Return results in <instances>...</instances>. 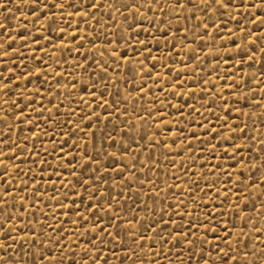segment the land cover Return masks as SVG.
Returning a JSON list of instances; mask_svg holds the SVG:
<instances>
[{
    "label": "rangeland",
    "instance_id": "374dc122",
    "mask_svg": "<svg viewBox=\"0 0 264 264\" xmlns=\"http://www.w3.org/2000/svg\"><path fill=\"white\" fill-rule=\"evenodd\" d=\"M55 2L63 3L64 9L63 12L55 10L53 17L51 3L45 9L40 0H36L34 4L32 0L27 3L25 0H0V4L4 5L0 8V23L7 28V32L0 29V44L4 45L0 49L3 54L0 55V73L7 78L4 83L11 88L10 92L8 89L4 90L7 95L0 92V103L7 101L0 108V117H6V122H0V150L4 153L8 169L5 178L11 182V190L5 191L9 186L0 181V195L4 196L6 209L3 219L11 212L16 219L9 221V224L17 230L31 219L36 232L40 233L43 231L42 225L55 226L59 218L61 227L64 228V232L60 233L62 242L69 246L65 249L67 258L64 259V264H85V249L95 257L97 249L88 241L95 237L96 232H85V227L96 228L98 231L95 221L77 227L81 223L77 211H82L91 220L88 207L98 204L91 195L95 186L85 191L87 185L82 186L77 182V177L90 181L94 174L92 169L95 165L87 170L82 167L85 157L81 154V149L87 147L93 156L99 152L105 157L101 163L111 172L100 192H108L111 184L117 196L112 205L105 200L104 207L99 209L98 214L105 217L103 223L108 222L105 208L115 210L119 207L121 216H130L135 204L140 207L147 205L152 209H134L142 221H147L145 227L152 223V218L160 219L157 209H166L171 215L174 211L173 204L180 214L188 213L182 221L185 225L194 218L197 223L206 221L208 212L223 213L219 222L214 217L213 223L208 226L217 230L220 237H223L226 226L233 234L229 237L232 247H240L242 252L249 254L256 250L259 255V251L264 249V235L256 231L257 226L264 231V199L261 195L264 193V7L254 5L264 4V0H235V5L224 11L223 15L220 11H215V4L208 11H203L199 0L186 5V11L184 8H177L174 0H161L164 11H160V5L154 0L151 3L149 0H138L141 15L135 20L126 9L121 8V11L129 15L127 21L114 7L127 0H101L103 7L99 11L91 7L92 0ZM150 7L155 11L149 12ZM236 7L241 11H235ZM77 12L84 15H78ZM165 12L168 13L167 16ZM110 14L114 19L109 18ZM254 18L255 23L252 22ZM53 19L55 23L52 22ZM153 20L156 22L155 27ZM162 20L169 23L162 24ZM133 23H136V29L129 28ZM203 25L208 26L207 31ZM169 27L172 34L168 37L156 31L157 28L167 31ZM140 28L145 31L139 34V39L150 42L151 49L150 53L143 51L142 55L143 45L135 47L137 40L132 39L133 31ZM148 30H151V35ZM117 34L131 39L134 47L129 48L126 42L118 40ZM107 40H112V43L107 44ZM233 40L237 43L234 44ZM9 44L12 45L11 48L8 47ZM105 47L109 51L118 48L121 53L126 50L133 72L140 74L133 76L129 73L127 61L123 67L114 63L108 52H104L101 59L100 52ZM85 56L88 57L87 60ZM134 56L136 58L133 59ZM93 57L101 63L108 60L116 68L113 72L112 67H109L108 75L116 81L119 88L113 87L109 82L105 89L101 83V90L108 93L104 99L111 103L115 96L119 107V111L110 116L111 122L103 119L106 114L103 108L88 107L80 100L83 97L84 100L95 103L90 91L84 88L85 84L92 86L93 72H96L95 79H99L101 75L97 66L92 64ZM145 57L148 59L145 60ZM89 65L91 67L85 72L84 67ZM149 72L151 76L147 75ZM25 76L29 77L31 83ZM142 86L147 91L139 92L138 95ZM3 87L0 84V88ZM37 90L39 95L36 94ZM13 102L24 109V114L20 113V108L11 107ZM55 105L59 106V113ZM173 105L183 109V114ZM86 107L90 114L94 111L101 119L97 120L96 115H93L92 121H89L85 117L80 125L87 130L88 135L84 132L73 134L80 110ZM193 108L196 109L195 112ZM41 109H44L43 115L39 114ZM49 110L52 116L50 120L46 119L50 115ZM73 110L76 115L71 117L73 124H69L68 113ZM16 115L20 116L19 120L15 119ZM217 116L221 119L217 120ZM29 119L32 123H28ZM125 120L136 125L132 135L138 143L124 135L122 130L126 131L131 127L124 123ZM202 124L204 127H201ZM229 125L234 132L229 131ZM237 125L246 128V137L239 132ZM213 126L219 135L216 132L208 133V128ZM93 133L96 134L95 139ZM193 133H197L201 139H196ZM108 134L116 141L115 147L105 142ZM141 135L147 139H140ZM253 136L255 139H252ZM165 139L170 145L168 148L162 146ZM174 139L177 141L175 144ZM85 140L88 141L87 145L84 144ZM69 141H76L79 148L74 144L70 145ZM153 141H158L154 147ZM121 142L126 147L130 145L132 151L121 153ZM15 144L22 145L23 150L16 148ZM60 145H63L62 150ZM233 145H239L243 151L237 152ZM111 152L116 154L119 163H109L111 158L107 154ZM62 154L64 159H61ZM9 155L13 159H8ZM17 155L20 159H15ZM77 155L78 160L72 159ZM150 156L152 159H149ZM69 159H72L71 164L68 163ZM137 160L139 163H136ZM125 163L133 164L143 174L129 171L124 167ZM214 164L222 167L214 169ZM181 165L184 167L181 168ZM113 166L124 168L123 179L112 171ZM4 171L0 167V175ZM73 171L76 176L72 175ZM242 172L248 177L245 181L247 186L241 185L243 191L237 192L233 181L239 180ZM228 173H231V177ZM254 180L260 181L258 187L252 186L251 182ZM225 187L228 189L227 198L223 195ZM121 189L124 193L122 198L119 195ZM215 190H219L220 195ZM156 192H159L158 202L155 195L149 199V194ZM54 195L64 207L56 199H52ZM238 195L241 197L239 200ZM125 200L127 204L124 203ZM178 200L184 201L188 207L185 208ZM197 202L200 204L199 208H196ZM24 206H27L28 211L24 210ZM194 208L196 211L192 214ZM22 213L24 220L19 219ZM245 213L252 218L247 227H244V219H247ZM164 219L172 224L173 229L181 223L179 216L175 222L169 216ZM73 221L76 223L73 224ZM132 223L136 231H140L136 221L133 220ZM51 230L48 229L49 232ZM111 230L113 233L116 231L115 228ZM3 231L0 229V232ZM242 234L244 239L238 245L236 238ZM20 235L29 240L33 234L24 232L17 235L14 232L12 240L5 242L0 237V243H5V246L11 243L12 248H18L15 241L19 240ZM198 235L217 243L220 240L215 231L206 233L204 227L200 228ZM164 236L168 237L169 232L165 231ZM36 238L45 247L32 243L31 253H35V256L30 253L22 257L17 252V260L9 259L8 264H17V261L19 264H49L47 260L40 259L45 253L61 259L59 245L53 242L55 234L53 239L44 236ZM153 239L158 240L155 232H145L147 243L142 249H138L135 264H202L198 258L201 254L199 246L196 249L197 259L193 261L188 258L187 242L177 244L175 248L158 242L153 248ZM111 247L110 241H106L103 246L105 256L97 264H104V259L111 255ZM136 247L133 245V248ZM124 250L125 246L121 244L117 253L119 258L113 256L108 264H132V261L123 259ZM204 250L211 251V245L205 246ZM8 252L13 254L12 249H8ZM180 252H183L182 260L175 256V253ZM3 254L5 253L0 250V255ZM213 259L216 264H233L222 261L214 251L207 264H212ZM254 260L249 255L247 264H252ZM87 264H92V261L87 260ZM259 264H264V258L260 259Z\"/></svg>",
    "mask_w": 264,
    "mask_h": 264
},
{
    "label": "snow or ice",
    "instance_id": "6c2138e0",
    "mask_svg": "<svg viewBox=\"0 0 264 264\" xmlns=\"http://www.w3.org/2000/svg\"><path fill=\"white\" fill-rule=\"evenodd\" d=\"M28 0H25V3H27ZM33 4L36 2V0H32ZM41 3L44 4L45 9H47L48 3H51L52 5V9H53V17H55V10L59 9L61 12H63L64 9V4H57L55 2V0H47V2H45V0H40ZM67 2V0H66ZM153 2V0H149V3ZM154 2L158 5H160V11H164L163 8V3L161 2V0H154ZM164 2H167V0H164ZM174 3L176 5L177 8H184V10L186 11V5H192L193 4V0H174ZM200 6H202V10L205 11V9H207V11L209 9H211V6L213 4H215L217 6V8L215 9V11H220L221 15L224 14V11L228 10L229 7L234 6L235 5V0H199ZM4 5L0 4V8H3ZM91 7L94 8L96 11H99L101 7H103V4L101 3V0H92V4ZM114 7L116 8L117 11H120V14L124 16L125 20L127 21L129 19V15H126L124 11H121V8L126 9L127 12L129 14L132 15L133 19L135 20L136 17L141 15L140 12V7L138 6V0H127V2L123 3V4H118V5H114ZM254 7H264V4L261 5H254ZM149 12H154L155 10L152 9L151 7L148 9ZM235 11L240 12L241 9L239 7L235 8ZM78 15L83 16V13H79L77 12ZM167 12H165V16H167ZM45 15H47V12H45ZM93 15H95V12H93ZM192 15H195V13H192ZM110 19H114V16H112L110 14ZM145 19H148V17H145ZM53 23H55V19H53L52 21ZM253 23L256 22V19L254 18L252 20ZM97 23H99V20H97ZM136 23H142V21H136ZM136 23L130 24L129 28L131 29H136ZM153 26L155 27V20L152 21ZM162 24L167 25L169 22L167 20H162L161 21ZM205 31H207V25H203ZM0 29H3L5 32H7V28L3 23H0ZM101 32L103 31L102 29L100 30ZM145 30L143 28H140L139 30L133 31L132 33V39H136L137 40V45L135 47L139 48L140 45H143V50L141 51V55L143 54V51H148L149 53L151 52V49L149 47V43L150 42H145L144 40H140L139 39V34L144 32ZM157 32H161L165 37L170 36L171 33V28L169 27L167 31H164L161 28H157L156 29ZM149 35H151V30H148ZM23 38V37H21ZM73 38H75V34H73ZM117 39L118 40H122L124 42L127 43V46L129 48L134 47L131 43V39H127L126 37L117 34ZM93 43H95V41H93ZM112 40H107V44H111ZM157 43H159V41H157ZM233 43L236 44L237 42L235 40H233ZM4 47L3 44H0V49H2ZM9 48L12 47L11 44L8 45ZM173 50L175 49V45L172 46ZM104 52H108L109 57H111L113 59L114 63H118L121 65V67L124 66L125 61H127L128 64V71L129 73H132L133 76H137L140 73L138 72H133V65L131 64V60L129 59L128 55H127V51L125 50V52L121 53L119 52L118 48L117 50H112L109 51V49L107 47H105L103 52H100V58L103 59L104 57ZM0 55H3L2 53H0ZM136 58L135 56L133 57V59ZM193 58L195 59V56H193ZM249 58H251L249 56ZM88 57L85 56V60H87ZM148 59V57H145V60ZM92 64L96 65L97 68L99 69L101 75L99 76V79H95L96 77V72H93L91 75L93 77V81H92V86L89 87V85L85 84L84 88L87 91H90L91 96L93 98V101L95 102L90 103L87 100H84L83 97L80 98L81 103L87 105L88 107H94V108H103L105 110V115L103 117L104 120H108L110 121V116L116 112L119 111V107L117 105L115 96H113V99L111 101V103L104 99V97L106 95H108V93L106 91H102L101 90V83H103L104 88L106 89L109 85V82L112 84L113 87L119 88V85L116 83V81L112 80L111 76L108 75V68L112 67L113 72L116 71V68L112 65L108 63V60H104L103 63L100 62V60L96 59L95 57H93L92 60ZM143 64V61H141V65ZM107 65V66H106ZM83 67V66H82ZM89 67H91V65H89L88 67H84V71L88 72ZM147 75L151 76V73H147ZM105 77H107V79H105ZM5 79H7L6 77H4L3 73H0V84H3L4 87L0 88V92H3L4 95H7L8 93L5 92V89H8V91H11L10 85L9 84H5L4 81ZM25 79L29 80V83H31V80L29 79V77L25 76ZM78 82V81H77ZM206 83V81L204 82ZM182 86V85H181ZM213 87H215V85H213ZM147 89L145 87H141L138 90V95L139 92H146ZM161 91L163 92L164 89H161ZM37 95H39V91L37 90ZM71 93H69L70 95ZM223 99V97H221ZM0 100H2V98H0ZM225 104L227 103V100H224ZM7 101H2V103H0V108H2L3 104H6ZM11 107L13 109L16 108H20L19 104L16 102H13V104L11 105ZM57 113H59L60 109L58 105H55ZM173 107L178 108V110L180 111L181 114H183V109H180L178 105H173ZM33 111H35V109H33ZM43 111L44 109H41L40 111V115H43ZM193 111L195 112L196 109L193 108ZM50 112V110H49ZM81 114L79 115L78 120L75 122L74 127H73V134H77L78 132H84V134L87 136L88 132L85 128L81 127L80 125V121L84 120L85 117H87V119L89 121H92V116L96 115V119L100 120L101 117L96 114L94 111L90 114L88 112V108H82L80 110ZM20 113L24 114V109L20 108ZM230 113V110H229ZM151 114V113H150ZM73 115H76L75 111H70L68 113V120L67 123L69 124H73V121L71 119V117ZM51 112L49 117H47L46 119H51ZM15 119L19 120L20 116L16 115ZM141 119H143V116H141ZM217 120L221 119V117L217 116L216 117ZM0 122H6V117H0ZM28 123H32V121L29 119ZM124 123L126 125L130 124L131 127L128 128L126 131H124V135L127 136L129 138V140H131L132 142H136L138 143V140H136V137L132 135L133 130L136 128V125L130 121V120H125ZM167 123V122H166ZM209 123H212L211 121H209ZM225 123H227V120L225 119ZM37 126H39V124L37 123ZM89 127H91V124H89ZM157 127H159V125H157ZM201 127H204V125L202 124ZM229 131L230 132H234V130L232 129V126H228ZM237 128H239V132L243 133L244 136H247V131L246 128L244 127H239V125H237ZM114 131L116 129H113ZM169 131L171 132V128H169ZM212 132H216L217 135H219L218 130L216 129L215 126L208 128V133H212ZM46 134V133H45ZM174 136L176 135L175 133H172ZM193 136L196 139H201L199 137V135L197 133H193ZM10 138V135H9ZM53 140L55 139V137H52ZM96 138V134L93 133V139ZM243 138V137H242ZM140 139H144L146 140L147 137L144 135L140 136ZM252 139H255V137L253 136ZM106 143H111V145L113 147L116 146V141L114 139H112L111 135L108 134L107 138H106ZM153 147L158 143V141H153ZM173 143H177V141L174 139ZM189 146L191 145V142L189 141ZM70 145H75L77 148H79V144L76 141H69ZM84 144L87 145L88 141L85 140ZM13 145H9V147H12ZM16 148H20L21 150H23V146L20 144H15L14 145ZM163 147L168 148L170 147V145H168L167 140L165 139L163 142ZM61 148V150L63 149V145L59 146ZM233 147L236 149L237 152L243 151V148L240 147L239 145H233ZM215 149V146L213 145V150ZM120 152L124 153V152H130L132 151L130 145L129 146H125L123 142H121L120 144ZM264 150V149H262ZM81 154L85 157V161H84V165H82V167L85 168V170H87L88 168H91L92 165H95L96 167L93 168V176L91 178L90 181H85L83 179H81L80 177H77V182L80 183L82 186L87 185V187L85 188V191H88L89 189L93 188V186H95L94 191L91 193V195H93L96 200L98 201V204L96 206H89L88 207V211L91 213V217L92 219L89 220L87 217H85V215L83 214L82 211H77V215L79 216V220H80V224L77 225V227H81L84 226L86 223H92L93 221H95L97 227H98V231L96 228H92L89 229L87 227H85V232L87 233H91V232H96L95 237L89 239L88 243L97 249V254L95 257H93L90 252L85 249L84 251V257L86 258L85 260V264H87V260H91L92 264H97V262L101 259L104 258L105 253H104V244L106 241H110L112 247L109 249L111 255H109L107 257V259H104V264H108L109 260L112 259L113 256H117V253L120 249V245L124 244L125 246V250H124V254H123V259L124 260H130L132 261V264H135V260L136 258H138V249H142L145 244L147 243V241L145 240V232H155L157 239H153L152 244H153V248H155V245L158 242H163L164 244H170L172 245L173 248L176 247L177 244H184L185 242H187L188 248L187 251L189 253V259L190 260H196L197 256H196V249L199 246L200 247V256L198 257L199 260L202 262V264H207V260L209 257H211L212 252L214 251L216 253L217 256L221 257L222 261L225 262H233V264H247L248 260H249V255H251L252 257L255 258V260L252 262V264H259L260 259L264 258V249L259 251V255L257 253L256 250H253L250 254L248 252H242L240 247H232V242L229 239V237L231 235H233L231 232H229V230L227 229V227L225 226V231H224V235L223 237H220V233L213 229L212 227H209L208 225H211L213 223V219L215 217V219L217 220V222H219L220 216L223 215V213H214V212H208L207 213V220H201L199 223H197V220L194 218L193 220H190L186 225L184 223H182V221L185 219V215H187L188 213L182 215L179 213L178 210H176V205L173 204L172 207L174 209L173 213L171 215H169V213L166 211V209H157V214L160 216L159 220H156L155 218H152V223L148 224L147 227H145L146 224V220H141V218L139 217L138 214L135 213L134 209L135 208H139L140 211H152V209H150L147 205H145L144 207H140L138 204L133 205V209L131 211V215L130 216H121L120 212H119V207H117V209L113 210L111 209V207L109 208H105V212L107 213V224L103 223L104 220V216L99 213V209L104 207V203L105 200L108 201L109 205H112L116 200H117V196L115 194V190L112 188V185L109 184V191L105 192V193H101L100 192V188L104 185V183L108 180V177L111 175V172L108 171L107 168H105L103 166V164L101 163V161L103 159H105V157L101 156V154L99 152H97V154L95 156L92 155V153L90 151H88V148L85 147L83 149H81ZM227 154V153H225ZM108 157H110L111 159L109 160V163H119L120 161L117 159L116 154L114 152L108 153L107 154ZM195 155V154H193ZM4 153L2 150H0V167L4 168V174L0 175V181H2L5 185H8L9 187L5 189V191H10L11 190V182L8 181L5 177L8 174V169H7V164L4 162ZM8 159H13V156L9 155L7 156ZM64 155H61V159H64ZM15 159H20V157L17 155L15 157ZM72 159H79V156H73ZM72 159L68 160V163L71 164L72 163ZM149 159H152V157L150 156ZM136 163H139V161L137 160ZM239 163V161H238ZM125 168H127L129 171L132 172H141V169L135 168L133 164L130 163H125L124 165ZM145 167H147V165H145ZM152 167H155V165H153ZM184 166L181 165V168H183ZM217 167H222V165L218 166V165H213V168L216 169ZM67 170V169H65ZM259 170V169H257ZM112 171H115L117 173V175H120L121 178L123 179L124 176V168H116L115 166H113ZM149 171H151V169H149ZM189 171H191V169L189 168ZM96 173H103L102 175H97ZM141 174H143L141 172ZM25 175H27V173H25ZM73 176H76V172L73 171L72 173ZM229 177H231V173H228ZM31 178V177H30ZM247 175L242 172L241 173V178L237 181H233V183L236 185V191L237 192H242L243 188L240 187L241 185H245V181L247 180ZM61 179L63 180V176H61ZM150 179V177H149ZM177 179H179V177H177ZM195 183V182H194ZM253 187H258L260 181L259 180H254L251 182ZM179 185H177L178 187ZM65 187H67V185H65ZM198 187V186H197ZM23 190V189H21ZM37 192H39V189H36ZM217 195H220L219 190H215ZM120 197L122 198L124 196L123 190L121 189L120 191ZM153 195H155L156 197V202L159 201V192L156 193H150L149 194V199H152ZM173 195H175V192L173 190ZM194 195V193H193ZM205 195H207V193H205ZM223 195L225 196V198L228 197V189L227 187H225L224 191H223ZM262 195V199H264V193L261 194ZM42 199V196L40 197ZM65 198H67V193H65ZM241 197L238 195L237 196V200H239ZM52 199H56L58 204L61 207H64L63 203L61 201H59V198L56 197L55 195L52 197ZM82 199H86L85 197H82ZM4 201V196L0 195V229H3V232H0V237H2L4 239L5 242L12 240L13 239V233L16 232L17 235H19L20 233H24V232H30L32 233V237L29 240H25L23 235H20V238L18 241H15V243H17L18 248H12V244L11 243H7V246H5V243H0V250L3 251V255H0V264H8L9 259L11 260H17V256L15 255V253H19L22 257L29 255L31 253V244L35 243L37 245H39L40 247H45L44 244L41 243V241L39 239H37V236H44L47 237L49 239H53V234H55V238L53 240L54 244L59 245V251H60V256L61 259H55L54 255L52 257H50L49 255H47V253L43 254L42 257L40 259L42 260H47L49 262V264H53V260L55 259V264H64V259H66L67 257L65 256V249L67 247H69L66 243L62 242V238L60 236V233L64 232V228L61 227V221L59 218H57V223L55 226L51 225V224H44L42 225V229L43 231H41L40 233H37L35 230V227L32 225V221L31 219L28 220V223L26 225H22L19 226L18 230L16 227H14L13 225L9 224V221L16 219V217L9 212L7 215L6 219H3L4 216V212H5V205L3 203ZM178 203L182 204L185 208L188 207L187 204L184 203V201L182 200H178ZM125 204H127V200L124 201ZM33 204H35V201H33ZM73 204H75V200H73ZM200 204L197 202L196 203V208H199ZM245 207H247V205H245ZM24 210L28 211L27 206H24ZM113 211H115V214H113ZM196 211V209H193V213L194 214ZM237 216L239 215V213H236ZM47 215V213L45 214ZM165 216H169V219L172 222L176 221V217L179 216V219L181 221V223L178 224V226L173 229L172 228V224H170L168 221H166L164 219ZM245 216L247 217V219H244V227H247L249 224V221H251V217L247 216V213H245ZM50 218V217H49ZM20 220H24V215L23 213L20 215L19 217ZM135 220L136 224H138L140 226V231H136V227L135 225H133L132 221ZM39 219L37 217V223H39ZM76 222L73 221V224H75ZM155 225V226H153ZM204 227L206 229V233H212V232H216V236L220 237L219 243L212 241V240H208L207 237L205 236L204 238L200 237L198 235L200 228ZM51 228V232L48 231V229ZM111 228H115L116 231L115 233H113V231L111 230ZM57 229H59V231H57ZM159 229V230H157ZM168 231L169 232V236L165 237L164 236V232ZM256 231L258 234L260 235H264V231H261L259 229V226H257ZM103 237V238H101ZM237 244L239 245L243 239L244 236L243 234L241 236H238L237 238ZM250 239V237H249ZM95 241V242H94ZM129 241H131V243H129ZM173 241H175V243H173ZM98 242V243H97ZM133 245H136V248H133ZM207 245H211V251H205L204 248ZM79 246V243L77 242V247ZM8 249H12V255H10V253L8 252ZM226 249H231V251H227ZM49 251H52L51 248H49ZM135 253V256H134ZM31 255L35 256V253H31ZM155 255V253H154ZM175 256L177 259H183V252L180 253H175ZM11 257V258H10ZM117 258H119L117 256ZM17 264H19V262L17 261ZM73 264H75V262H73ZM212 264H216L215 259L212 260Z\"/></svg>",
    "mask_w": 264,
    "mask_h": 264
}]
</instances>
